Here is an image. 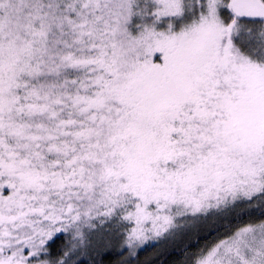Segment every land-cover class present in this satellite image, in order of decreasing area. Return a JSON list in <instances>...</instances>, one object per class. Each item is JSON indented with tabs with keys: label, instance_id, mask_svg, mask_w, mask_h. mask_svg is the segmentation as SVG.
<instances>
[{
	"label": "snow or ice",
	"instance_id": "obj_1",
	"mask_svg": "<svg viewBox=\"0 0 264 264\" xmlns=\"http://www.w3.org/2000/svg\"><path fill=\"white\" fill-rule=\"evenodd\" d=\"M105 260L264 264V0H0V264Z\"/></svg>",
	"mask_w": 264,
	"mask_h": 264
},
{
	"label": "trees",
	"instance_id": "obj_2",
	"mask_svg": "<svg viewBox=\"0 0 264 264\" xmlns=\"http://www.w3.org/2000/svg\"><path fill=\"white\" fill-rule=\"evenodd\" d=\"M59 243V242H58ZM97 259L99 260L100 258L99 257H97ZM104 264H108V261L107 260H105L104 261Z\"/></svg>",
	"mask_w": 264,
	"mask_h": 264
},
{
	"label": "rangeland",
	"instance_id": "obj_3",
	"mask_svg": "<svg viewBox=\"0 0 264 264\" xmlns=\"http://www.w3.org/2000/svg\"><path fill=\"white\" fill-rule=\"evenodd\" d=\"M145 255H147V254H145Z\"/></svg>",
	"mask_w": 264,
	"mask_h": 264
}]
</instances>
